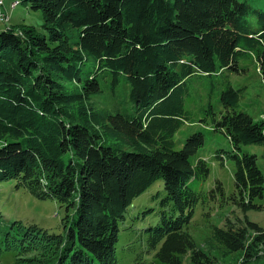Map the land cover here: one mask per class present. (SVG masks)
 <instances>
[{
    "label": "trees",
    "instance_id": "obj_1",
    "mask_svg": "<svg viewBox=\"0 0 264 264\" xmlns=\"http://www.w3.org/2000/svg\"><path fill=\"white\" fill-rule=\"evenodd\" d=\"M21 4L43 12L45 25L39 33L10 19L0 31V185L15 182L56 202L65 211L64 233L8 223L0 212V264H119L120 226L158 181L166 197L159 226L148 230L150 264H220L240 251L237 264L264 258V227L248 218L264 211L257 203L264 174L256 155L239 152L264 146V119L240 109L244 92L226 75L240 73L251 56L264 76V11L239 0ZM195 76L224 78L220 114L212 104L193 105ZM122 82L130 90L125 107L93 102L104 85L116 91ZM195 122H211L234 146L215 158L234 163L232 200L244 214L213 227L208 252L190 233L198 205L216 199V191L192 189L210 173L207 161L192 162L205 137L195 133L181 149L174 141ZM146 260L142 254L135 264Z\"/></svg>",
    "mask_w": 264,
    "mask_h": 264
},
{
    "label": "rangeland",
    "instance_id": "obj_2",
    "mask_svg": "<svg viewBox=\"0 0 264 264\" xmlns=\"http://www.w3.org/2000/svg\"><path fill=\"white\" fill-rule=\"evenodd\" d=\"M13 0H6L5 6L0 8V31L5 30L6 24L1 21V14L7 13L10 25L25 24L37 28L39 33H43L45 25V15L43 12H33L25 5L19 4L17 8H12ZM23 0L15 1L20 2ZM247 2L253 9L264 11V0H239ZM14 2V3H15ZM240 73L227 72L232 86L243 90L244 98L240 103V109L250 114L255 121L264 119V76L259 71L257 61L248 56L240 62ZM224 78H202L193 77L190 82V92L193 105H204L208 110L212 104L214 110L220 114L223 111L221 96L225 90ZM206 95H200V94ZM130 90L124 82L120 84L116 91L111 83L103 86V93L93 97V102L100 108L114 109L121 104L125 107V102L129 99ZM199 95V96H198ZM199 98V100H196ZM113 107V108H111ZM202 113L200 115H203ZM195 133H203L205 146L192 158V162L204 160L208 162L210 173L205 181H196L192 184L195 191H216L215 200H208L200 203L196 210V215L190 229L197 245L209 251L206 240L209 238L214 226L224 227L228 218H244V214L234 205L232 196L235 193V165L232 161H225L223 164L216 160L218 151L230 152L235 150L227 137L217 132L211 122L207 125L201 122L194 124L186 123L176 134L174 141L181 149L187 138ZM241 154L256 155L258 166L264 174V146L242 145ZM218 183L222 184L223 191L217 192ZM166 197L164 182H156L145 194L136 199L128 211L126 221L120 226L118 243L119 264H135L140 255L146 256V263H151V257L146 254L148 230L159 226L160 202ZM264 205V199L257 202ZM0 212L4 219L10 223L21 222L26 227L36 226L51 234H62L64 228L62 220L65 218V211L52 200H39L24 189L18 190L15 182L0 185ZM250 221L264 227V211H250L248 213ZM244 258V252L240 251L226 258H220V264H237ZM250 264H264V258L251 262Z\"/></svg>",
    "mask_w": 264,
    "mask_h": 264
},
{
    "label": "built area",
    "instance_id": "obj_3",
    "mask_svg": "<svg viewBox=\"0 0 264 264\" xmlns=\"http://www.w3.org/2000/svg\"><path fill=\"white\" fill-rule=\"evenodd\" d=\"M14 6H18L17 3H14ZM4 7L3 6V0H0V8ZM1 21L3 23H6L7 24V14L6 13H2L1 14Z\"/></svg>",
    "mask_w": 264,
    "mask_h": 264
},
{
    "label": "bare ground",
    "instance_id": "obj_4",
    "mask_svg": "<svg viewBox=\"0 0 264 264\" xmlns=\"http://www.w3.org/2000/svg\"><path fill=\"white\" fill-rule=\"evenodd\" d=\"M5 1L6 0H3V6L5 5ZM15 3H17V5L19 6V4H20V2H15ZM17 6H14V3H13V8H16ZM7 20H9V18L7 17Z\"/></svg>",
    "mask_w": 264,
    "mask_h": 264
},
{
    "label": "crops",
    "instance_id": "obj_5",
    "mask_svg": "<svg viewBox=\"0 0 264 264\" xmlns=\"http://www.w3.org/2000/svg\"><path fill=\"white\" fill-rule=\"evenodd\" d=\"M15 1H19V0H13V1H12V5H11L12 8H13V3H14ZM17 7H18V6H17ZM17 7H16V8H17ZM6 14H7V13H6ZM7 15H8V14H7ZM7 26H8V25H7Z\"/></svg>",
    "mask_w": 264,
    "mask_h": 264
}]
</instances>
